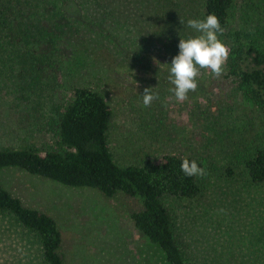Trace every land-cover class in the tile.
I'll list each match as a JSON object with an SVG mask.
<instances>
[{"label": "rangeland", "instance_id": "obj_1", "mask_svg": "<svg viewBox=\"0 0 264 264\" xmlns=\"http://www.w3.org/2000/svg\"><path fill=\"white\" fill-rule=\"evenodd\" d=\"M23 1L30 19L60 30L41 27L42 39L70 52L58 75L38 81L16 51L0 52V149H50L55 108L73 86L89 87L111 108L107 138L119 165L176 153L196 156L206 168L195 198H162L186 264H264V183H253L244 165L264 147V112L226 75L225 65L218 78L200 69L197 90L177 101L168 80L177 50L155 35L154 0ZM225 37L264 51V0H234L218 38ZM146 88L159 97L150 107L143 104ZM0 184L53 217L64 264H168L164 251L132 224L130 212L141 208L137 198L106 197L16 166L0 168ZM0 264H44L37 238L5 213Z\"/></svg>", "mask_w": 264, "mask_h": 264}, {"label": "trees", "instance_id": "obj_2", "mask_svg": "<svg viewBox=\"0 0 264 264\" xmlns=\"http://www.w3.org/2000/svg\"><path fill=\"white\" fill-rule=\"evenodd\" d=\"M233 2L154 0L155 35L170 39L178 54L180 39L199 35L187 26L189 19L203 20L215 14L225 29ZM23 6V0H0V52L16 51L27 67L25 72L33 73L37 81L43 76L58 75L70 49L63 44L54 45L52 39H42L41 27L45 33L57 34L60 30L52 29L46 19H30ZM58 20L65 23L66 19ZM223 43L230 49L226 75L232 76L243 95L264 112V51L242 38L225 37ZM111 116V108L100 93L86 86H73L71 95L55 108L51 119V148H1L0 168L16 166L68 186L95 188L106 197L122 192L137 198L141 208L130 212L133 226L164 251L168 264H186L185 252L174 234L172 216L162 198H195L200 193L198 179L185 176L180 164L187 158L201 166L200 160L193 155L165 153L139 164L121 166L114 160L108 143ZM244 165L253 183H264V147L245 159ZM0 213L11 215L37 238L44 264H64L62 235L51 215L25 206L1 184Z\"/></svg>", "mask_w": 264, "mask_h": 264}, {"label": "clouds", "instance_id": "obj_3", "mask_svg": "<svg viewBox=\"0 0 264 264\" xmlns=\"http://www.w3.org/2000/svg\"><path fill=\"white\" fill-rule=\"evenodd\" d=\"M187 26L199 35L180 39L179 52L168 64L170 65L168 80L174 86L170 91L177 101L188 100L189 92L197 90L200 69L209 70L214 77L221 76L230 54L229 47L218 38L223 34L224 29L215 14H209L203 20L189 19ZM149 89L146 88L143 94L145 107H150L154 100L159 99L158 95L150 92ZM180 170L188 177L205 178L208 174L205 167L187 158L182 160Z\"/></svg>", "mask_w": 264, "mask_h": 264}]
</instances>
